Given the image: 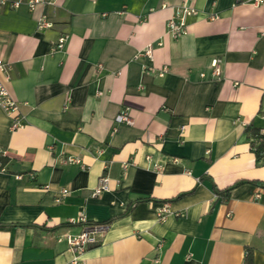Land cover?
Here are the masks:
<instances>
[{
  "label": "crops",
  "instance_id": "crops-1",
  "mask_svg": "<svg viewBox=\"0 0 264 264\" xmlns=\"http://www.w3.org/2000/svg\"><path fill=\"white\" fill-rule=\"evenodd\" d=\"M183 2L0 4V82L23 123L0 107V264H72L57 237L85 223L108 227L77 264H264V165L245 130L264 131V5L192 0L173 38ZM124 109L133 124L115 121Z\"/></svg>",
  "mask_w": 264,
  "mask_h": 264
},
{
  "label": "built area",
  "instance_id": "built-area-1",
  "mask_svg": "<svg viewBox=\"0 0 264 264\" xmlns=\"http://www.w3.org/2000/svg\"><path fill=\"white\" fill-rule=\"evenodd\" d=\"M55 0H27L28 7L31 11H34L36 7L43 3H52ZM246 3H251L255 6L264 5V0H241ZM5 0H0V4H3ZM19 6V1H14L11 3V7L16 8ZM198 13L196 7L194 6L192 0H184V2L177 6L174 9L173 15L167 21V31L171 34L173 38H179L186 32L187 28V19L191 16H196ZM212 18H216L215 15ZM51 26V22L47 19L45 15H42L38 21V28H48ZM261 35H264V31L261 32ZM66 36L60 37L57 42V48H62L65 44ZM151 45L147 46L145 50H143V54L148 56L149 58L152 57L151 53ZM212 68V76L220 77L221 76V60L220 59H213L210 64ZM7 64L3 61L0 57V72L7 76ZM166 72V68L160 70L159 75L162 76ZM204 76V74H201ZM0 107L7 113L10 118L11 128L15 129L22 126V116L19 111V104L18 102L10 95L6 87L0 82ZM117 123H126V124H133V119L129 115L128 110H122L115 118ZM67 163H74L80 164L81 160L75 157H67L65 159ZM108 189V178L105 175H102L98 179L97 186L95 187L92 195L97 196L102 191ZM68 189L62 188L61 189V196L62 194H67ZM61 196L55 199V202L61 201ZM167 216V207L165 204L159 206L157 210V219L159 221H164ZM80 222L85 223V220L81 218ZM75 220H70L69 223H75ZM108 227L107 223H97V224H84L82 231L78 234H62L57 237V241H65L68 248L73 252L74 256L71 261L72 264H77V261L89 246L96 243V235L99 233L104 232Z\"/></svg>",
  "mask_w": 264,
  "mask_h": 264
},
{
  "label": "trees",
  "instance_id": "trees-1",
  "mask_svg": "<svg viewBox=\"0 0 264 264\" xmlns=\"http://www.w3.org/2000/svg\"><path fill=\"white\" fill-rule=\"evenodd\" d=\"M247 135L249 137L250 150L255 157L257 164L264 165V131H261L259 128L253 127L251 125L245 128ZM240 182L234 183L232 186L227 187L225 190L218 191L222 195L223 199L227 197L230 189L238 185ZM182 195H179L180 197ZM71 224V223H67Z\"/></svg>",
  "mask_w": 264,
  "mask_h": 264
}]
</instances>
